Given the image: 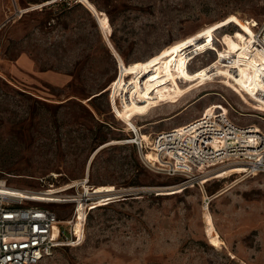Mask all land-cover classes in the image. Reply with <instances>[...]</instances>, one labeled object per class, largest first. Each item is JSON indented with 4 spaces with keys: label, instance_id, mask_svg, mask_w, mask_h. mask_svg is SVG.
Segmentation results:
<instances>
[{
    "label": "rangeland",
    "instance_id": "1",
    "mask_svg": "<svg viewBox=\"0 0 264 264\" xmlns=\"http://www.w3.org/2000/svg\"><path fill=\"white\" fill-rule=\"evenodd\" d=\"M49 1L0 0V180L63 189L88 176L126 196L91 207L83 244L40 264H264V174L156 171L120 120L155 138L222 104L264 130V0ZM50 207L63 223L75 212Z\"/></svg>",
    "mask_w": 264,
    "mask_h": 264
},
{
    "label": "built area",
    "instance_id": "2",
    "mask_svg": "<svg viewBox=\"0 0 264 264\" xmlns=\"http://www.w3.org/2000/svg\"><path fill=\"white\" fill-rule=\"evenodd\" d=\"M74 1L82 4L81 0ZM256 38L264 52V22L256 32ZM255 125H240L225 109H208L185 126L157 134L152 146L159 159L155 164L147 162L156 171L170 176L184 175L189 180L196 178L197 170L223 164L240 165L248 176L264 174V130ZM131 130L133 137L126 143L135 145L144 155L147 150L144 142L137 136V131ZM40 182L42 188L31 190L12 187L6 180H0V264H40L55 249L77 247L85 241L88 211L101 204L98 203V188L90 186L86 179L67 185L65 194L58 195L50 193L53 186L47 187L44 179ZM12 189H20L25 194L15 193ZM125 196V193L118 194L117 199ZM53 204L74 205L72 219L65 224L60 221L50 207ZM80 204L88 205L82 237L75 228Z\"/></svg>",
    "mask_w": 264,
    "mask_h": 264
},
{
    "label": "bare ground",
    "instance_id": "3",
    "mask_svg": "<svg viewBox=\"0 0 264 264\" xmlns=\"http://www.w3.org/2000/svg\"><path fill=\"white\" fill-rule=\"evenodd\" d=\"M83 1L84 0H81V3H83ZM49 2L54 3V1H49ZM253 43H255V45L257 46V48L259 50H261V47L258 44L256 35L253 38ZM261 51L264 54L263 50H261ZM255 57L257 59L255 61L257 64H263L264 63V60H262L259 57L258 54H256ZM214 108H217V109H225L226 111H228V109L225 106H223L222 104H215V105L209 107L208 109L210 111V110H212ZM120 120L123 121L126 125L129 126L127 128H130V129H133V130L137 131V136L139 137L140 140H142L144 142L143 144H145V147L148 150L145 153V156H144L145 159L147 161H150L151 163L155 164V162L158 161L159 157H158V153L155 151L154 147L152 146L153 145V138H151V135L150 134H147L146 132H143V131L142 132L139 131V129H142V130L145 129L146 128V125H143V126L139 127L136 123H134L133 121H131L126 116H122ZM255 126L257 127V125H255ZM116 143H119V142L118 141L117 142H113V144H116ZM90 170H92L91 169V164H89V166H88V172L89 173H90ZM87 178H88L87 181H89V183H90V179H89L88 176H87ZM195 179L198 180L199 178L196 177ZM195 179H193V180H195ZM230 185H232V184H230ZM96 188H98L97 193H100V197H99V202L98 203H101V204L104 201H108V200L110 201V200L114 199V197L116 195H118L119 194V191H120V190L118 191V189L116 187H114L113 185H99ZM228 189H224L223 191L219 192L218 194L215 195V197L224 194ZM12 190H14V189H12ZM51 190H52V192H50L51 194H58V195H60V194H65V192L68 190V188H63V189L52 188ZM14 192L15 193H20V194H25L20 189H15ZM93 204H95V203H92V205ZM87 206L88 205H85V204H82L81 205L80 204L79 207H78V211L76 213V217L78 216V219H77V221H75V223L77 222V226L75 228H76L77 232L80 234V236H82L81 235L82 226H83L82 223H83V220H84L85 215H86V208H87ZM205 220H206V227L205 228H206V232L208 234L209 241H210L211 245L214 246V247H220L223 244V241L221 239L222 236H220L218 230L216 229V227L214 225V222H213L212 215L210 214L209 211L206 213V219Z\"/></svg>",
    "mask_w": 264,
    "mask_h": 264
},
{
    "label": "crops",
    "instance_id": "4",
    "mask_svg": "<svg viewBox=\"0 0 264 264\" xmlns=\"http://www.w3.org/2000/svg\"><path fill=\"white\" fill-rule=\"evenodd\" d=\"M164 119H169V118H163V119H161V120H164Z\"/></svg>",
    "mask_w": 264,
    "mask_h": 264
},
{
    "label": "trees",
    "instance_id": "5",
    "mask_svg": "<svg viewBox=\"0 0 264 264\" xmlns=\"http://www.w3.org/2000/svg\"><path fill=\"white\" fill-rule=\"evenodd\" d=\"M45 1H49V0H45Z\"/></svg>",
    "mask_w": 264,
    "mask_h": 264
}]
</instances>
